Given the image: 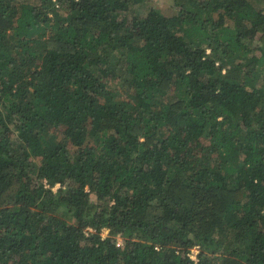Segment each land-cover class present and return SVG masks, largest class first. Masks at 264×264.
I'll return each mask as SVG.
<instances>
[{
	"label": "trees",
	"instance_id": "1",
	"mask_svg": "<svg viewBox=\"0 0 264 264\" xmlns=\"http://www.w3.org/2000/svg\"><path fill=\"white\" fill-rule=\"evenodd\" d=\"M151 3L0 0V264H264V0Z\"/></svg>",
	"mask_w": 264,
	"mask_h": 264
},
{
	"label": "rangeland",
	"instance_id": "2",
	"mask_svg": "<svg viewBox=\"0 0 264 264\" xmlns=\"http://www.w3.org/2000/svg\"><path fill=\"white\" fill-rule=\"evenodd\" d=\"M151 4L163 13H168L171 9V0H152ZM118 240H121V238L118 237Z\"/></svg>",
	"mask_w": 264,
	"mask_h": 264
},
{
	"label": "built area",
	"instance_id": "3",
	"mask_svg": "<svg viewBox=\"0 0 264 264\" xmlns=\"http://www.w3.org/2000/svg\"><path fill=\"white\" fill-rule=\"evenodd\" d=\"M116 245H118V246L121 245L120 240L117 241Z\"/></svg>",
	"mask_w": 264,
	"mask_h": 264
}]
</instances>
